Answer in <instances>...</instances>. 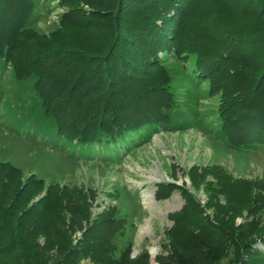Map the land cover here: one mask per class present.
Listing matches in <instances>:
<instances>
[{
  "label": "trees",
  "instance_id": "1",
  "mask_svg": "<svg viewBox=\"0 0 264 264\" xmlns=\"http://www.w3.org/2000/svg\"><path fill=\"white\" fill-rule=\"evenodd\" d=\"M57 7L64 11L56 37L52 32L42 36L32 29V0H0V72L8 68L16 81L30 82L41 118L51 124L55 137L126 151L150 131L173 129L169 122L175 99L163 56L183 59L191 54L193 71L207 83V94L219 95L225 146L264 147V0H57ZM6 184L0 183L3 196ZM12 192L10 204L0 209L5 218L22 190ZM43 208L40 199L18 216L16 229L21 221L26 223L25 237L15 229L9 232L4 222L6 243L1 247L10 245L13 258L24 264L49 260L44 254L51 244L46 249V244L36 242L40 221L35 210ZM235 214L218 213L221 223L212 226L214 238L208 233L194 239L183 234L185 240L156 256L155 263L225 264L222 258L229 244L231 264H264V227L255 221L251 229L236 226ZM182 216L184 207L172 216L178 233ZM227 217L224 226L222 218ZM91 229L96 233L100 228L97 224L85 231L79 248L62 231L61 256L52 264H76L89 249L102 256L100 243L87 239ZM109 264L150 262L141 252L134 259L123 253Z\"/></svg>",
  "mask_w": 264,
  "mask_h": 264
},
{
  "label": "rangeland",
  "instance_id": "2",
  "mask_svg": "<svg viewBox=\"0 0 264 264\" xmlns=\"http://www.w3.org/2000/svg\"><path fill=\"white\" fill-rule=\"evenodd\" d=\"M32 1V29L56 37L64 8L57 7V0ZM188 28L189 24L185 31ZM163 59L175 99L169 122L173 129L150 131L126 151L55 137L51 124L41 118L30 82L16 81L8 68L0 72V183H7V194L0 191V209L10 204L12 190H22L6 218L0 210V264H24L13 258L10 245L1 247L6 243L4 222L9 232L15 229L25 237L26 223L21 221L17 231V218L40 199L44 208L35 210L40 221L36 242L46 244V249L51 244L44 254L46 264L61 256L62 231L79 248L85 241L82 234L97 224L100 229H91L87 239L100 243L102 256L89 249L76 264H109L123 253L134 259L141 252L156 264V256L185 240L183 234L194 239L208 233L214 238L212 226L221 223L220 212H235L236 226L251 229L255 221L264 227L263 145L247 150L226 147L217 111L219 95H208L207 83L196 77L194 56L177 59L164 54ZM250 202L254 204L248 214ZM183 207L178 233L172 216ZM229 219L222 218V224ZM224 251L222 262L231 264L233 249L227 244Z\"/></svg>",
  "mask_w": 264,
  "mask_h": 264
}]
</instances>
